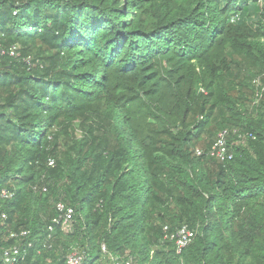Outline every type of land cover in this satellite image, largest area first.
<instances>
[{
	"label": "trees",
	"instance_id": "1",
	"mask_svg": "<svg viewBox=\"0 0 264 264\" xmlns=\"http://www.w3.org/2000/svg\"><path fill=\"white\" fill-rule=\"evenodd\" d=\"M0 45V264H264V0H0Z\"/></svg>",
	"mask_w": 264,
	"mask_h": 264
},
{
	"label": "built area",
	"instance_id": "2",
	"mask_svg": "<svg viewBox=\"0 0 264 264\" xmlns=\"http://www.w3.org/2000/svg\"><path fill=\"white\" fill-rule=\"evenodd\" d=\"M4 55H9L12 57H17L19 55L18 51V46L12 45L8 48H5L0 45V59ZM259 81L256 80V84H258ZM258 95V94H256ZM227 135L228 132L226 130H222L221 132L218 133L216 140L210 147L209 151L207 154H209L211 157L217 158L218 160L225 161L229 160L232 158V152L229 151V146L227 143ZM202 151L199 149H196V154L199 155L201 154ZM48 165L52 166L53 165V160L50 159L48 161ZM43 190H46L43 188ZM9 196V192L2 189L0 191V197L5 198ZM56 210L58 212V217L54 218V222H58L61 220L62 227L64 229H67V227L70 224L72 215H73V209L71 207H65L64 204L62 203H57L56 205ZM4 217V215H2ZM49 230L51 227H48ZM167 228L164 227V231H166L165 234V239L166 240H172L175 243V248L177 252H180L183 248H185L191 241V239L194 236V231H191L188 229L186 225L181 226L178 228L175 232H168L166 230ZM28 234L27 231H21L18 236H26ZM11 236H15V234H11ZM31 243L28 244L30 246ZM20 247L18 245H14L8 249H5L2 254H1V261L3 264H12L17 261L20 255ZM102 252L105 251V246L102 245ZM112 259V264H119V260L117 258H111ZM84 256L77 250L72 251L70 254L67 255L66 258V264H83ZM124 264H132L131 259H127Z\"/></svg>",
	"mask_w": 264,
	"mask_h": 264
},
{
	"label": "clouds",
	"instance_id": "3",
	"mask_svg": "<svg viewBox=\"0 0 264 264\" xmlns=\"http://www.w3.org/2000/svg\"><path fill=\"white\" fill-rule=\"evenodd\" d=\"M220 132H221V131H220ZM217 135H218V134H217ZM216 138H217V136H216ZM216 138H215V140H216ZM215 140H214V141H215ZM214 141L212 142V144L214 143ZM212 144H211V146H212ZM211 146H210V147H211ZM210 147H209L208 149H210ZM196 149H200V148H195V154H196ZM196 155H197V154H196ZM199 155H201V154H199ZM199 155H197V156H199ZM206 155H207V154H206ZM208 155H209V154H208ZM209 156H210V155H209ZM216 159H217V158H216ZM219 161H221V160H219Z\"/></svg>",
	"mask_w": 264,
	"mask_h": 264
},
{
	"label": "bare ground",
	"instance_id": "4",
	"mask_svg": "<svg viewBox=\"0 0 264 264\" xmlns=\"http://www.w3.org/2000/svg\"><path fill=\"white\" fill-rule=\"evenodd\" d=\"M199 150L202 151L201 155L204 154V153H208V151H209V149H207V150L199 149Z\"/></svg>",
	"mask_w": 264,
	"mask_h": 264
},
{
	"label": "rangeland",
	"instance_id": "5",
	"mask_svg": "<svg viewBox=\"0 0 264 264\" xmlns=\"http://www.w3.org/2000/svg\"><path fill=\"white\" fill-rule=\"evenodd\" d=\"M241 142H244L243 140Z\"/></svg>",
	"mask_w": 264,
	"mask_h": 264
}]
</instances>
